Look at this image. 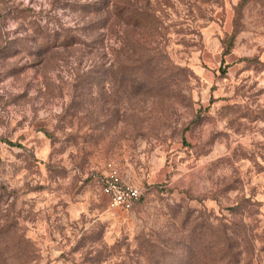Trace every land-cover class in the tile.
I'll use <instances>...</instances> for the list:
<instances>
[{
  "label": "rangeland",
  "instance_id": "rangeland-1",
  "mask_svg": "<svg viewBox=\"0 0 264 264\" xmlns=\"http://www.w3.org/2000/svg\"><path fill=\"white\" fill-rule=\"evenodd\" d=\"M0 264H264V0H0Z\"/></svg>",
  "mask_w": 264,
  "mask_h": 264
},
{
  "label": "built area",
  "instance_id": "built-area-1",
  "mask_svg": "<svg viewBox=\"0 0 264 264\" xmlns=\"http://www.w3.org/2000/svg\"><path fill=\"white\" fill-rule=\"evenodd\" d=\"M95 176L109 209L127 211L139 202L142 195L140 187L125 180L114 163L106 162L101 172Z\"/></svg>",
  "mask_w": 264,
  "mask_h": 264
}]
</instances>
